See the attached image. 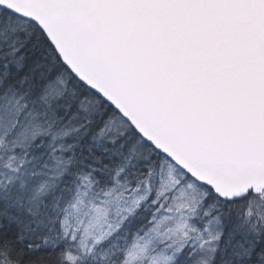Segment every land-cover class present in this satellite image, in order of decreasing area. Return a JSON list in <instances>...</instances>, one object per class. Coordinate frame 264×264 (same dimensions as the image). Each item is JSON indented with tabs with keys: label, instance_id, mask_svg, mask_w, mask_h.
Returning <instances> with one entry per match:
<instances>
[{
	"label": "snow or ice",
	"instance_id": "6c2138e0",
	"mask_svg": "<svg viewBox=\"0 0 264 264\" xmlns=\"http://www.w3.org/2000/svg\"><path fill=\"white\" fill-rule=\"evenodd\" d=\"M0 264H264V0H0Z\"/></svg>",
	"mask_w": 264,
	"mask_h": 264
}]
</instances>
